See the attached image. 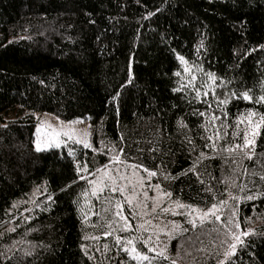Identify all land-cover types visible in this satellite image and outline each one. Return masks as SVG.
I'll return each instance as SVG.
<instances>
[{"label": "trees", "instance_id": "16d2710c", "mask_svg": "<svg viewBox=\"0 0 264 264\" xmlns=\"http://www.w3.org/2000/svg\"><path fill=\"white\" fill-rule=\"evenodd\" d=\"M183 62L228 95L215 113L222 141L207 100L184 86ZM260 97L264 0H0V264H137L123 250L98 262L84 249L80 166L93 172L117 155L189 205L243 193L242 223L260 221L225 260L217 225L185 223L171 260L140 264H264V122L251 156L224 134L249 110L264 116ZM35 111L88 115L92 146L38 150ZM36 189L40 207L8 230Z\"/></svg>", "mask_w": 264, "mask_h": 264}, {"label": "rangeland", "instance_id": "374dc122", "mask_svg": "<svg viewBox=\"0 0 264 264\" xmlns=\"http://www.w3.org/2000/svg\"><path fill=\"white\" fill-rule=\"evenodd\" d=\"M182 68V77L186 82L184 86L196 90L200 98L207 100L209 105L207 110H210L214 118L215 137L218 136L222 141L223 122H217L215 113L229 101L227 93L222 89L223 85L220 87L214 75L201 73L186 62H183ZM218 87L220 89H217ZM250 113L256 114L250 118L251 123H249ZM33 114L38 119L33 138L37 149L66 146L72 152L73 143L92 146L88 115L65 120L46 111H35ZM261 116L259 112L249 110L240 116L234 125L226 126L224 134L227 133L228 142H232L231 151L236 152L239 157L253 154L262 125L259 119ZM256 124L260 125L258 129L255 127ZM254 131L258 133L255 136L252 135ZM246 137L248 140H254L249 147L244 146ZM237 145L240 147H236ZM80 172L86 183V188L81 194V207L87 225H85L84 249L98 262L108 260L109 252L113 251L118 255V251L125 249H128L125 252L131 259H134L136 254L149 257V260L134 259L137 264L150 261L156 256L171 260L172 240L186 231L185 223L191 226L199 223L217 225L222 234L220 240H223L224 246L221 249L225 260L246 236L243 233L255 231L260 224L259 220L253 218L242 223L238 207L247 199L242 196L243 193L238 194L229 190L224 199L207 208L189 205L173 198L172 195H167L168 192L152 179L153 175L150 173L153 172L145 171L138 163L125 160L120 155L93 172H87L85 166H80ZM43 193L45 191L36 189L20 200L15 210L17 215L14 216L8 230L20 224L16 222L17 219L26 222L32 218L33 209L40 207L38 201ZM213 206H215L214 214L209 213ZM21 209L22 213H20ZM204 213L209 214L204 216ZM236 237H239V240ZM133 247L136 253L131 252ZM173 262L195 264L194 258L186 256L179 257Z\"/></svg>", "mask_w": 264, "mask_h": 264}, {"label": "snow or ice", "instance_id": "6c2138e0", "mask_svg": "<svg viewBox=\"0 0 264 264\" xmlns=\"http://www.w3.org/2000/svg\"><path fill=\"white\" fill-rule=\"evenodd\" d=\"M244 98L251 99V97L247 96V94H245ZM260 101H264V97H260ZM255 115H256L255 113H250L249 114V123H251V119L250 118L252 116H255ZM259 119H260L261 122H264V116H261ZM259 126H260L259 124L255 125V127L257 129L259 128ZM256 134H258V133L255 132V131L252 133L253 136H255ZM252 143H254V140H248L247 137L245 138V144H244L245 147H249V145H251ZM85 146L88 147L89 145H85ZM236 147H240V146L237 145ZM38 150H39V148H38ZM133 167H135V166H133ZM145 171H147V169H145ZM150 175H155V173H150ZM113 190H115V189H113ZM167 195L170 196L171 194L168 193ZM252 198L253 197H248V199H252ZM179 206L183 207V205H179ZM214 209H215V206H213V208L209 210V213H213L214 214ZM165 210H167V209H165ZM209 213H204V216H207ZM201 219H203V217H201ZM217 219H219V217H217ZM193 223H195V221H193ZM248 234L249 233H247V232L243 233V235H248ZM236 239L239 240V237H236ZM129 243H131V241H129ZM233 247H235V245H233ZM125 251H128V249H125ZM131 252L132 253H136V249L133 247L131 249ZM133 258L137 259V260H149V257L147 255H140V254L134 255Z\"/></svg>", "mask_w": 264, "mask_h": 264}]
</instances>
